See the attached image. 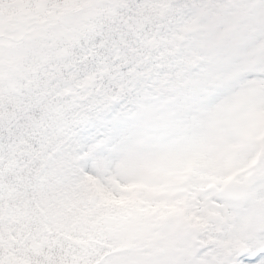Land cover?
<instances>
[{"label":"snow or ice","instance_id":"snow-or-ice-1","mask_svg":"<svg viewBox=\"0 0 264 264\" xmlns=\"http://www.w3.org/2000/svg\"><path fill=\"white\" fill-rule=\"evenodd\" d=\"M0 264H264V0H0Z\"/></svg>","mask_w":264,"mask_h":264}]
</instances>
